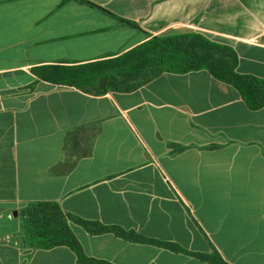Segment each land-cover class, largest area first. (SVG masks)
<instances>
[{
    "label": "crops",
    "instance_id": "0c3cea01",
    "mask_svg": "<svg viewBox=\"0 0 264 264\" xmlns=\"http://www.w3.org/2000/svg\"><path fill=\"white\" fill-rule=\"evenodd\" d=\"M89 1L141 29L79 0H0V264H82L67 246L20 242L24 207L40 200L190 252L216 251L227 264H264V107L249 108L204 69L103 95L32 70L201 32L234 48L239 73L264 79V0ZM80 127L95 132L91 154L50 173ZM71 228L87 256L113 264H214Z\"/></svg>",
    "mask_w": 264,
    "mask_h": 264
},
{
    "label": "trees",
    "instance_id": "16d2710c",
    "mask_svg": "<svg viewBox=\"0 0 264 264\" xmlns=\"http://www.w3.org/2000/svg\"><path fill=\"white\" fill-rule=\"evenodd\" d=\"M79 1L117 18L123 25L141 29L135 22L118 17L89 0ZM237 61L236 51L227 42L201 32H186L152 36L121 54L102 59L76 64L40 65L32 70L39 79L103 95L133 91L164 72L184 73L204 69L214 78L235 87L249 108L264 107V79L239 73L236 70ZM94 137L95 132L84 134L83 127L69 130L64 140L63 159L50 169V173H67L79 157L90 155ZM72 223L80 225L90 234L111 232L129 241L153 243L214 264H227L216 251L211 254L190 252L178 244L150 239L117 225L83 219L65 213L56 201H31L25 205L20 217L19 240L32 249L67 246L82 264H113L87 256L71 228Z\"/></svg>",
    "mask_w": 264,
    "mask_h": 264
}]
</instances>
